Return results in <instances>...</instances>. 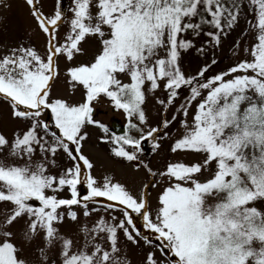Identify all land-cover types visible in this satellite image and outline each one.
Listing matches in <instances>:
<instances>
[{"label":"snow or ice","instance_id":"6c2138e0","mask_svg":"<svg viewBox=\"0 0 264 264\" xmlns=\"http://www.w3.org/2000/svg\"><path fill=\"white\" fill-rule=\"evenodd\" d=\"M26 3L46 35V55L21 46L0 57V96L24 125L11 140L0 133V205H10L0 212V264H28L8 230L21 220L25 241L42 234L44 264L49 250L56 253L53 264H131L120 235L138 243L134 216L157 234L171 264H264V0H72L70 19L61 0L51 15L40 11L39 0ZM241 20L244 35L257 33L252 59L211 77L206 73L215 59L196 74L185 73L183 53L195 48L206 54L205 45L218 47ZM65 24L69 30L61 42L57 33ZM202 35L208 39L196 47ZM89 39L99 43V52L66 73L73 88L84 89L83 102L50 99L59 58L71 62L83 55L82 43ZM157 91L166 93L156 100L165 118L150 126L144 105ZM184 92L188 95L177 103ZM102 98L126 114L128 132L110 134L93 118L94 102ZM45 112L56 130L42 119ZM178 117L183 131L171 152L198 159L169 163L160 173L168 185L157 197L155 215L146 195L135 196L110 177L100 184L91 175L94 164L82 151L86 128H99L112 155L133 162L143 142L159 149L161 132L167 137ZM59 154L72 165L53 172ZM65 191L70 198L62 197ZM99 198L115 202L104 211L118 210L122 218L100 216L91 227L82 226V242L61 232L66 216L79 219L76 207L85 217L99 212ZM145 264H158L155 253Z\"/></svg>","mask_w":264,"mask_h":264},{"label":"rangeland","instance_id":"374dc122","mask_svg":"<svg viewBox=\"0 0 264 264\" xmlns=\"http://www.w3.org/2000/svg\"><path fill=\"white\" fill-rule=\"evenodd\" d=\"M57 6V0H39L38 8L45 15H51ZM72 0H61V7L66 13L68 18H71ZM247 11V9H245ZM246 24L244 20H241L239 25L227 36L222 37L221 43L218 47L213 48L211 45H205L209 49L206 54L201 55L197 53L196 49L188 51L182 54V68L186 74H196L204 65L211 64V61L215 59L216 64L212 65L209 69L207 76L211 77L215 74L224 72L230 67L237 64L242 59H252L250 52L254 43H256L257 33L249 31L247 35H244ZM68 24L60 27L57 33L58 40L63 42L66 34L68 33ZM188 38H191L189 35ZM208 38L201 36L195 40L196 47L204 45V41ZM32 47L39 52L42 56L46 55V35L38 28L37 21L32 15V9L26 3V0H0V57L7 55L11 49L18 47ZM84 50L83 55H77L73 61L68 62L65 57L61 56L58 60L59 76L52 84V90L50 93V99H63L70 104H79L84 99V89L82 86L73 88L70 84L69 77L67 76V69L71 66H76L83 63H89L93 57L99 52L100 45L94 39H89L87 42L82 43ZM245 48L249 51L245 53ZM125 82H127L126 78ZM188 93L184 92L180 101H183V97ZM166 93L163 91H157L155 95L149 94L147 96L146 104L144 105L146 114L148 116V123L150 126H159L163 118L162 115L163 106L159 105L156 100L164 99ZM93 118L105 124L108 128L111 121H117L120 124L124 123L125 113L120 110H115L110 101L106 98H102L101 102H94ZM194 110V108H193ZM12 107L8 100L0 96V133L4 134L9 140L12 139L13 133L23 129V122L13 118ZM171 112H168L167 118L170 119ZM43 120L52 124V130L54 123L51 120L50 113L45 112L42 117ZM179 119L169 127L166 131L168 136L164 137V133L161 132V138L159 140V149L152 148V142L146 141L142 146L143 151L138 153V159L133 162H127L123 159L116 158L111 153L112 145L102 142L101 137L105 134L97 127L89 126L86 128L88 132V139L83 143V153L90 158L94 164V168L91 170V175L94 176L100 184H103L106 177L113 179V182H120L125 185L133 195L141 196L146 195L151 204V211L155 215L157 207V197L163 191L164 187L168 185L167 178L160 175L166 169L169 163L184 162L191 163L194 159H198L193 156H185L182 153H172L171 147L183 131L179 129ZM191 120V115L188 118ZM179 129V130H178ZM128 132V127L125 129ZM148 128H145V132ZM125 134V133H124ZM138 135L137 133H132ZM57 167L50 169L53 172L62 170L63 168L70 167L72 162L66 158L65 155L59 154L56 157ZM147 166V167H145ZM148 169L155 172L153 176ZM87 175V171L84 173ZM147 185V188H145ZM81 194L87 193L86 186L80 187ZM63 198H70V194L65 191L62 194ZM100 203L95 205L99 208V212H94L91 216L85 217L83 215V208L76 207L75 210L78 213L79 219L75 222L65 218V221L60 225L61 232L65 235L73 238L74 240H80L82 242L83 235L81 228L84 225L91 227L100 216L110 217L116 215L122 218L119 211L105 212L104 206L108 202L104 198H99ZM10 205H0V212L9 208ZM90 209L93 207L89 206ZM117 205V209H119ZM4 219L3 215H0V221ZM134 223L136 224L141 235L137 237L138 243H133L124 238L123 234L120 235V247L122 254L126 253L127 259L131 261V264H145L146 258L149 253H155V258L158 264H171L173 257L170 254L162 255L160 251L161 242L156 239L157 234L151 232L144 227V221L140 216H134ZM26 229L25 220H21L19 223L14 224L8 230L14 233V242L23 248L22 256L28 261V264H44V261L40 257V249L44 247V240L42 234L37 236L31 243L25 241L22 237L23 231ZM131 230V229H130ZM147 240L150 241L146 242ZM47 264H53V261L57 260L55 251L49 250L47 253ZM57 264L59 262L57 261Z\"/></svg>","mask_w":264,"mask_h":264},{"label":"water","instance_id":"95a60500","mask_svg":"<svg viewBox=\"0 0 264 264\" xmlns=\"http://www.w3.org/2000/svg\"><path fill=\"white\" fill-rule=\"evenodd\" d=\"M125 124H128L127 118H126ZM109 129L111 133H115L116 135H122L125 133V126L118 123L117 121H111ZM145 142L142 143V146L145 145Z\"/></svg>","mask_w":264,"mask_h":264},{"label":"flooded vegetation","instance_id":"af4514ba","mask_svg":"<svg viewBox=\"0 0 264 264\" xmlns=\"http://www.w3.org/2000/svg\"><path fill=\"white\" fill-rule=\"evenodd\" d=\"M128 127V126H127Z\"/></svg>","mask_w":264,"mask_h":264}]
</instances>
